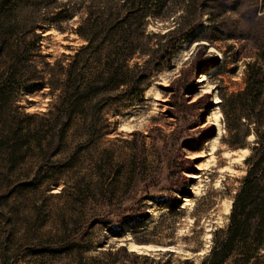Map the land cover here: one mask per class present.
I'll return each mask as SVG.
<instances>
[{
	"label": "rangeland",
	"instance_id": "1",
	"mask_svg": "<svg viewBox=\"0 0 264 264\" xmlns=\"http://www.w3.org/2000/svg\"><path fill=\"white\" fill-rule=\"evenodd\" d=\"M109 1L126 13V0ZM107 2L11 0L3 8L0 264H199L214 230L228 224L264 120V80L258 104L239 120L223 108L264 68V0H159L145 34H134V51L119 57L125 81L89 86L108 74L110 43L123 42L105 34ZM8 66L16 67L10 80ZM69 74H82L84 102L48 147ZM132 77L148 83L135 98ZM247 129L243 144L223 141ZM20 132L27 140H17ZM183 184L191 196L178 195ZM169 196L179 208L168 207ZM236 258L225 264H264V245L253 263Z\"/></svg>",
	"mask_w": 264,
	"mask_h": 264
},
{
	"label": "trees",
	"instance_id": "2",
	"mask_svg": "<svg viewBox=\"0 0 264 264\" xmlns=\"http://www.w3.org/2000/svg\"><path fill=\"white\" fill-rule=\"evenodd\" d=\"M10 1L11 0H0V26L5 25L6 11L4 10V6L9 4ZM126 1L129 4L127 7L125 6L126 13L123 16L120 15L119 11L116 12L114 5L111 4L112 1L109 0L102 10V12H105V14L109 16V22L104 26L105 34L107 36L118 35L119 39L123 42L120 45L117 43L118 40L110 43L111 52H109L108 55L114 53V57L107 63L108 74H96L93 78L86 81V85L96 87L97 83H104L102 86L109 83H115L116 85L122 84L125 81V72H128L129 69L123 70L124 63L123 60H120L119 58L122 56L121 53L124 54L126 49L134 51V48L136 47V40L134 41L136 37H134V34H145L143 33L146 24V21L144 20L145 17L156 16L158 14V11L155 8L152 9V6H159V0H157L158 2H151V0ZM145 4L146 6H144ZM96 12L97 9L95 7L90 8L92 16H95ZM89 28L92 30V37H94L96 33L95 29L97 28L96 23L94 27L89 26ZM85 32L86 27L84 26L83 30H80L79 33L83 36L86 35L87 37ZM146 34H148V32ZM18 49L23 50L24 48L19 46ZM94 50H96V48ZM155 50L156 49H153V52ZM262 56L264 58V52ZM148 62L150 61L148 60L147 63ZM15 68L16 67L8 66V69L5 72L6 79L10 80L14 78ZM121 75L123 76L121 77ZM132 79L134 80L131 88L133 93L132 98H135L143 93L148 83L146 85L143 84L142 86L143 82L141 79L138 80L133 77ZM263 80L264 68L257 67V69H253L248 76L246 88L243 91L233 94L232 98L234 99H228V109L223 108L224 115L227 116V114L229 115V113L231 114L235 112L236 119L239 120L242 116V110L244 111L248 109L249 106L253 109V107L258 104V97L261 92L260 90L262 88ZM81 83H83L82 74L76 76H70L69 74V78H67L64 86L65 92L61 96L59 104L56 107L57 111L54 121L51 123L46 133V146L54 147V145H58L63 140L65 131L69 128L74 116L79 111L78 107L84 102V98L81 97ZM98 87L100 88V86ZM260 117H263V115H260ZM247 134H249L248 129L237 131L232 135V138L226 139V137H223V141L230 146H238L243 144V140L246 138ZM255 135L257 139L255 144L251 147V154L245 158V163L247 164L246 174L240 179V184L237 186L233 195L228 224L226 228L214 230L212 246L208 254L199 264H225L232 255L237 257L235 259L236 261L242 256L243 260L250 262L256 260L255 258L258 257V253L264 245L263 119H260L259 126L255 129ZM27 138V134L23 132H20L17 136V140L21 142L25 139L27 140ZM15 150L19 151L22 158L25 156V151L21 150V146L17 147ZM175 189L178 195L183 197L191 196V192L185 184H183V188L176 186ZM180 204L181 201L178 196H169L167 198V205L172 210L179 208ZM142 217V219L149 218L147 215ZM123 248L126 250L125 247ZM253 262L254 261H252V263Z\"/></svg>",
	"mask_w": 264,
	"mask_h": 264
},
{
	"label": "bare ground",
	"instance_id": "3",
	"mask_svg": "<svg viewBox=\"0 0 264 264\" xmlns=\"http://www.w3.org/2000/svg\"><path fill=\"white\" fill-rule=\"evenodd\" d=\"M206 93V92H205ZM215 101H218V99H216ZM189 201V200H188ZM186 203V202H185ZM188 204V203H187ZM130 246H131V248L132 249H135L137 246H139V245H137L136 243H133V242H131L130 243Z\"/></svg>",
	"mask_w": 264,
	"mask_h": 264
}]
</instances>
